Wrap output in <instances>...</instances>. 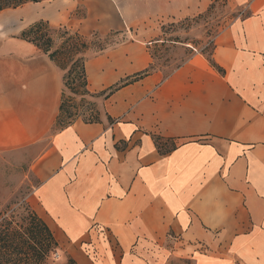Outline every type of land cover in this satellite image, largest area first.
<instances>
[{
    "label": "crops",
    "instance_id": "1",
    "mask_svg": "<svg viewBox=\"0 0 264 264\" xmlns=\"http://www.w3.org/2000/svg\"><path fill=\"white\" fill-rule=\"evenodd\" d=\"M221 4L207 52L179 43L195 53L168 74L151 69L156 47L178 44L170 27ZM39 21L122 38L86 60L91 94L150 72L105 98L102 121L57 129L63 72L20 38ZM22 152L32 209L78 264H264V0H43L0 12V155Z\"/></svg>",
    "mask_w": 264,
    "mask_h": 264
},
{
    "label": "rangeland",
    "instance_id": "2",
    "mask_svg": "<svg viewBox=\"0 0 264 264\" xmlns=\"http://www.w3.org/2000/svg\"><path fill=\"white\" fill-rule=\"evenodd\" d=\"M226 14L227 10L221 4L218 10L213 13L212 17L206 16L195 23L187 22L170 27L167 33L171 36L168 37L172 41H177L178 44L165 43L156 47L153 50V69L161 71L164 74L170 73L187 56L189 57L195 53L193 49L185 50L179 43L195 42L204 44L207 42L208 44L210 38L223 22ZM47 32L53 40L50 53L57 51V61L63 68L61 71L63 72L64 79L62 98L64 110L57 123V129L65 127L75 121H102L104 118L103 106L105 96H98L91 93L86 94L84 92L81 59L86 60L100 54V51L114 46L122 38L113 35L108 37H99L96 35L84 38L64 27L53 28L49 26ZM197 35L200 36V39H196ZM76 36H79V38ZM70 38L73 39L70 41L73 45L79 44L80 41L88 44L87 49H81L80 47H76L75 50L73 49L74 51L72 53L74 55L71 59H69V54L67 53L70 49L65 50L63 48L64 42L67 45V41ZM208 49L209 47L203 51L207 52ZM78 61L80 62L78 63V67L69 75L71 65ZM24 154L26 152L18 154V157L14 154L0 155V213L5 212L9 215L15 210L14 215L18 217L16 220H20L26 215L25 209H27V205L32 209L30 203L31 176L28 174L29 163L25 161L26 157ZM59 245L60 250L54 256L59 264H63L66 261L68 252L64 243H60Z\"/></svg>",
    "mask_w": 264,
    "mask_h": 264
},
{
    "label": "trees",
    "instance_id": "3",
    "mask_svg": "<svg viewBox=\"0 0 264 264\" xmlns=\"http://www.w3.org/2000/svg\"><path fill=\"white\" fill-rule=\"evenodd\" d=\"M42 1L43 0H0V12L8 9H17L27 4ZM48 25L49 24L44 21L34 23L21 33L20 38L34 44L47 54L60 69H63L62 65H60L57 61V51L50 53L53 46V40L47 32L49 27ZM76 37L79 38V36ZM72 40V38H70V40L68 39L67 45L66 42H64L63 45L65 50L70 49L67 51L69 59H71L74 55L72 52L76 49V47H80L81 49L88 48V44L85 42L80 41L79 44L73 45L70 43ZM212 45L213 41H210L208 47H211ZM102 52L103 50L100 51V53ZM203 52L205 53V51ZM209 56L211 55L209 54ZM86 60L81 59L83 88L86 94H90L87 90V77L85 70ZM78 63L80 62H74L71 65L69 75H71L73 70L78 67ZM213 65L216 66L214 63ZM151 69H153V66ZM149 72L150 70H146L134 78L128 79L121 84L101 92L98 96H105V98H107L119 88L144 77ZM63 110L64 107L62 104L61 114ZM61 114L58 117L57 123L59 122ZM157 142H159V138H157ZM25 210L26 215L20 220H16L18 217L17 215H14L16 212L15 210H13L9 215L5 212L0 213V264H59L54 255L60 250V245L54 233L51 231L46 222L40 218L29 205H27V209ZM63 264L78 263L71 256L67 255L66 261Z\"/></svg>",
    "mask_w": 264,
    "mask_h": 264
}]
</instances>
